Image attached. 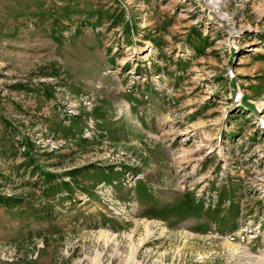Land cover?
<instances>
[{
	"label": "rangeland",
	"instance_id": "374dc122",
	"mask_svg": "<svg viewBox=\"0 0 264 264\" xmlns=\"http://www.w3.org/2000/svg\"><path fill=\"white\" fill-rule=\"evenodd\" d=\"M0 264H264V0H0Z\"/></svg>",
	"mask_w": 264,
	"mask_h": 264
},
{
	"label": "trees",
	"instance_id": "16d2710c",
	"mask_svg": "<svg viewBox=\"0 0 264 264\" xmlns=\"http://www.w3.org/2000/svg\"><path fill=\"white\" fill-rule=\"evenodd\" d=\"M64 183V181H62Z\"/></svg>",
	"mask_w": 264,
	"mask_h": 264
}]
</instances>
